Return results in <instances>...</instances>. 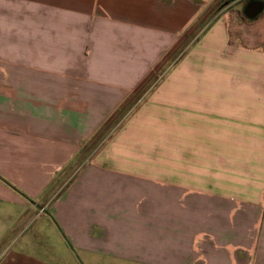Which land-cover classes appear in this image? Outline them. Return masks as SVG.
<instances>
[{
	"label": "crops",
	"instance_id": "crops-1",
	"mask_svg": "<svg viewBox=\"0 0 264 264\" xmlns=\"http://www.w3.org/2000/svg\"><path fill=\"white\" fill-rule=\"evenodd\" d=\"M219 1L0 0V264H264V0Z\"/></svg>",
	"mask_w": 264,
	"mask_h": 264
},
{
	"label": "rangeland",
	"instance_id": "rangeland-1",
	"mask_svg": "<svg viewBox=\"0 0 264 264\" xmlns=\"http://www.w3.org/2000/svg\"><path fill=\"white\" fill-rule=\"evenodd\" d=\"M250 0H237V1H232V0H220L219 3L217 4V11H219L220 9H233V10H237L239 12L240 18L243 22H247L248 19L245 16V8L248 6ZM256 1H263V0H256ZM201 26H196V28L194 29V31L191 32V34H194L197 32V30H200ZM179 58H175V62L178 61ZM173 63V62H172ZM171 62H164L162 63L160 66H158V68L146 79V81L144 82V84L138 88V90H136L134 92V94L131 96L130 100L123 106L122 110H120L118 113H116V115H114V117L112 118V120L110 122H108V124L106 125L104 131H107V134H103V136H100V140L102 139H109L110 137H112L114 135V133L121 128L124 123L127 121L126 119H128V117H130L134 111L137 109V107L140 105V103L142 102V100L144 99V97L146 95H148L153 88L163 79H165L166 77V72L169 69V66L172 64ZM111 133V136H108ZM107 135V136H106ZM106 136V137H105ZM46 214H44L40 221H37L36 223H34V225L31 228V231H36L39 228L46 227V226H51V224L46 225L45 224V218ZM44 219V220H43ZM33 233L26 232L24 234H20V235H13L15 238L13 240H8L7 243H11L12 248L17 249L24 240H30V237L32 236V244L35 242L34 238H33ZM12 236V237H13ZM48 239L51 241L52 245H55L56 243L59 242V238L56 235V233L52 232V234H50L48 236ZM55 243V244H54ZM56 246V245H55ZM58 246V244H57ZM1 251V250H0ZM57 251H62L65 254H69L67 252V250L63 247V250H60V246H58ZM78 263L80 260H76Z\"/></svg>",
	"mask_w": 264,
	"mask_h": 264
},
{
	"label": "water",
	"instance_id": "water-1",
	"mask_svg": "<svg viewBox=\"0 0 264 264\" xmlns=\"http://www.w3.org/2000/svg\"><path fill=\"white\" fill-rule=\"evenodd\" d=\"M237 1V0H232ZM263 10V3L256 1L245 8V16L248 19H255Z\"/></svg>",
	"mask_w": 264,
	"mask_h": 264
},
{
	"label": "flooded vegetation",
	"instance_id": "flooded-vegetation-1",
	"mask_svg": "<svg viewBox=\"0 0 264 264\" xmlns=\"http://www.w3.org/2000/svg\"><path fill=\"white\" fill-rule=\"evenodd\" d=\"M254 2H256V0H250L248 5H250V4L254 3Z\"/></svg>",
	"mask_w": 264,
	"mask_h": 264
},
{
	"label": "trees",
	"instance_id": "trees-1",
	"mask_svg": "<svg viewBox=\"0 0 264 264\" xmlns=\"http://www.w3.org/2000/svg\"><path fill=\"white\" fill-rule=\"evenodd\" d=\"M143 85V84H142ZM119 112V111H118Z\"/></svg>",
	"mask_w": 264,
	"mask_h": 264
}]
</instances>
